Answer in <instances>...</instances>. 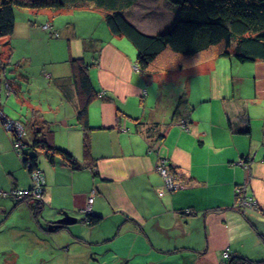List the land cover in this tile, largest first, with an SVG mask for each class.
<instances>
[{"label": "crops", "instance_id": "obj_1", "mask_svg": "<svg viewBox=\"0 0 264 264\" xmlns=\"http://www.w3.org/2000/svg\"><path fill=\"white\" fill-rule=\"evenodd\" d=\"M140 1H150L154 8L132 14L134 6H146ZM162 4L137 0L127 10L129 19L147 34L167 29L177 14L169 2L162 0ZM81 8L97 10L94 6L20 10L13 35L5 38L12 50L0 71V112H5L3 92L6 97L14 92L15 100L28 108V114L15 119L28 121L32 109H39L50 121L45 130L53 143L67 149L79 166L71 168L60 155L52 162L40 154L46 185L37 216L33 201L16 202L0 194V209L15 212L9 219L21 222L20 232L30 231V241L35 243L26 248L34 255L15 254L10 262L92 264L90 259L98 261L102 244L113 253L112 262L122 264H227L231 257H224L225 250L231 256L263 258L264 61L227 60L229 73L219 68L226 63L225 57H216L183 70L156 72L147 79L137 66L136 47L125 36L114 35L103 18L98 26L87 22L82 32L83 26L75 22L59 28L52 23L60 13L71 16L72 9ZM47 22L59 30L60 38L43 29ZM90 38L99 50L97 63L89 70L98 90L89 107L93 166L84 157L83 130L77 121L79 100L69 62L81 56L92 61L91 52L85 51ZM15 49L21 50L15 60L19 63L9 68ZM33 56L39 59L37 64H44L41 90L54 87L55 98L33 101L35 96L26 97L21 81L30 84L32 80L19 66ZM193 77L209 79L205 78L208 87L204 85L209 92L200 96L219 104H187ZM167 81H174L180 94L172 95L169 104L163 102ZM196 108L202 111L201 121L195 120ZM180 119L189 122L188 130L177 123ZM153 145L157 150L150 149ZM158 153L177 167L186 181L183 189L159 195L163 179L156 171ZM28 176L0 117V189L28 188ZM237 185L245 187L257 209L237 203ZM93 190V213L103 218L90 226L82 210ZM64 210L78 221L65 229L47 230L49 221L61 217Z\"/></svg>", "mask_w": 264, "mask_h": 264}, {"label": "trees", "instance_id": "obj_2", "mask_svg": "<svg viewBox=\"0 0 264 264\" xmlns=\"http://www.w3.org/2000/svg\"><path fill=\"white\" fill-rule=\"evenodd\" d=\"M136 1L0 0V39L13 35L17 24V8L28 11L94 6L97 10L103 11L102 18L114 35L125 36L136 47L139 69L147 79H151L156 72L183 70L216 57L234 55L241 63L264 61V0H166L174 6L177 14L176 20L169 28L155 34L143 32L129 19L127 10ZM43 29L52 31L55 38L61 37L59 30L54 28L50 22L43 24ZM94 41L93 38L85 41V51L91 52L92 61L84 56L69 59L72 67V80L79 100L77 121L83 130V151L88 166H93L94 162V156L91 153L90 131L93 127L89 122V107L98 92L89 73L90 67L97 63L99 57V50ZM8 49V54L11 55V47L8 46ZM4 64V62L0 64V71ZM0 117L2 124L6 118H11L2 111ZM17 120L23 124L25 129L22 137L25 148L22 156L18 151L15 150V152L29 173L36 169L42 171L39 165L42 152L52 162L55 161L56 155H60L71 168L79 169L74 156L67 149L53 143L52 135L45 130L50 121L39 109H32L30 120ZM9 134L13 142L17 135L12 131ZM164 136L165 134H160L161 138ZM42 174L45 179L43 171ZM29 177L31 180L30 174ZM44 181L45 189L46 180ZM237 186L241 191L244 189V186ZM244 198V193L237 191L236 201L239 205ZM32 203L36 205L33 206L36 216L41 214L42 202ZM83 218L90 226H94L100 223L103 217L92 211L86 216L84 214ZM53 223L49 221V225ZM65 228L68 226L62 225L54 228L53 231ZM226 263L264 264V259L233 255Z\"/></svg>", "mask_w": 264, "mask_h": 264}, {"label": "rangeland", "instance_id": "obj_3", "mask_svg": "<svg viewBox=\"0 0 264 264\" xmlns=\"http://www.w3.org/2000/svg\"><path fill=\"white\" fill-rule=\"evenodd\" d=\"M143 2L144 4H146V6L144 7L143 5H137L134 6L131 10L132 14H134V12H139V11H143V12H149L151 9H153L154 7L149 3L150 1H140ZM153 2L155 3V5L158 6H163L162 4V0H153ZM156 9V8H155ZM75 11L74 14L70 13L71 16H67V13H60L59 15H57L54 20H53V24L55 27H61L63 24L68 23V22H75L83 27L81 28V32L82 30L84 31V24H86L87 22H91L90 24L92 25H96L98 26L99 23L101 22V18L103 17V11H100V9L98 10H93V9H86L83 10L81 9H72ZM70 10V11H72ZM156 10H163L161 8H157ZM17 17H19V19L21 18V16L19 15V11L20 8H17ZM19 15V16H18ZM77 32L80 31L79 27L76 30ZM98 31H100V29H98ZM78 33V35H83L82 33ZM40 44L43 45L42 41L40 40L39 36L38 39ZM8 47L5 46V38L4 39H0V64H2L3 62L5 63V61L7 60V55H8ZM137 52V51H136ZM4 53V54H3ZM21 56V50L18 51V49H15V52L12 55V62L13 65L10 66L9 68H14L15 65H18V61H15L16 59L20 58ZM228 56L225 57L226 63H223L222 65H220V69L222 71H226L228 70V72L230 73L229 69H227V60H237L238 62H240L235 56ZM38 58H36V56H33V59L31 60V62H22V65L19 66L20 71H22L23 73H28V75L30 76V79L32 80V82H30V84L24 79L21 81L22 83V88L26 91L25 94L26 97H31V99L34 98L35 99L33 101H40L41 99H43V97L49 96V97H56L55 92L53 91L54 87H47V88H43L41 90V85H42V65L44 64H37L39 62ZM41 61V60H40ZM11 62V63H12ZM43 63V62H42ZM176 63V62H174ZM241 63V62H240ZM217 64V63H215ZM244 64V63H242ZM47 68V67H46ZM202 68L198 67V71H201ZM231 74H234V71L231 70ZM230 74V76H231ZM10 77H13L12 72H9ZM17 79H19L18 75H16ZM205 82L201 81L200 77H193L190 79V84H191V89H192V95L189 98V94H188V102L187 104H219L217 103L218 101L214 98H211L210 101L206 100L208 98H202L201 93L200 92H209L207 89L205 91L204 89V85L208 87V83L207 80L209 81V79L207 77V80L204 77H201ZM2 83L5 84V80H2ZM155 82L150 83L148 86L154 85ZM230 84H232V81L230 80ZM212 86V85H211ZM166 87V94L167 96L163 99V102H165V104H169V102L172 101V95H176L178 93V89H176L177 84L174 81H167L165 84ZM182 89V88H181ZM187 89L190 90V85H187ZM183 90V89H182ZM200 93V94H198ZM3 94V100L2 103L5 106V114H7L9 117H11L12 119L18 118L24 114H28V108L26 106L22 107L20 105V103H18L15 99V94L14 92H12L8 97H6V94ZM180 94H177V97ZM173 101L176 100L173 99ZM43 102V101H41ZM45 103V102H43ZM195 107V106H194ZM193 113L195 115V120L196 121H201V117H202V111L200 108H196L193 110ZM194 120V118H193ZM158 146H160V142H158L157 144ZM200 146V145H199ZM203 148V147H200ZM28 181L31 185V180L30 177L28 176ZM236 190L240 191L242 193H244L245 198L242 199V204L244 207H250V208H254L257 209L258 205L255 203V199L252 196H249L246 192V189L244 187V189L241 191V189L239 190V186H236ZM236 191V192H237ZM86 206V205H85ZM15 214V212L10 213L9 210H6V212H4V210L1 208L0 209V226H2L0 228V264H14L10 262V258L12 256V258L14 259L15 254L20 255L21 257L25 256L26 254H31L34 255V252L30 249H26L28 246H30L31 244H35L34 242L30 241L31 238V232L27 231V230H22L20 232V227L22 226L21 222H13V219H9L11 218V216H13ZM106 244H102V251L98 253V261L90 259V261L92 262V264H122V263H118V261L112 262L114 260L113 258V253H110L108 248L105 246ZM78 247H75L74 250H77ZM264 255V254H263ZM258 258H254V259H258V260H262L263 258H259L261 256H256ZM96 262H100V263H96ZM18 264H23L22 262L18 263ZM53 264V263H50Z\"/></svg>", "mask_w": 264, "mask_h": 264}, {"label": "built area", "instance_id": "obj_4", "mask_svg": "<svg viewBox=\"0 0 264 264\" xmlns=\"http://www.w3.org/2000/svg\"><path fill=\"white\" fill-rule=\"evenodd\" d=\"M58 35V34H57ZM100 96L103 95L102 93L99 94ZM180 124L183 127H186V121L180 120ZM4 127L9 131L13 132L17 135V137L13 141V146L16 151L22 156L23 150L25 148V144L22 141V137L25 134V129L23 124L11 118H6L5 122L3 123ZM243 163L242 161H240ZM30 166V165H29ZM156 170L162 176L164 180V185L160 189H158L159 195L162 196L166 192H174L178 191L183 188L186 184V181L174 170L172 165L169 163L167 157L163 155H158L156 161ZM31 175V186L28 188H15L9 191H1L5 196H11L16 201H26V200H41L43 199L44 195V183L45 179L43 177L42 171L36 169ZM92 203H93V192L87 199V204L84 208L85 213H89L92 210ZM256 203V202H255ZM224 257L229 258L230 254L228 250L223 252Z\"/></svg>", "mask_w": 264, "mask_h": 264}, {"label": "clouds", "instance_id": "obj_5", "mask_svg": "<svg viewBox=\"0 0 264 264\" xmlns=\"http://www.w3.org/2000/svg\"><path fill=\"white\" fill-rule=\"evenodd\" d=\"M137 66H138V63H137ZM138 68H139V66H138ZM139 70H140V69H139ZM100 93L103 94L104 92H100ZM100 93H99V94H100ZM99 94H98V95H99ZM99 96H100V95H99ZM101 96H103V95H101ZM14 120H17V119H14ZM180 120H185V121H186V127H183V126L180 124V122H179ZM180 120H178L177 123H178L182 128L188 130V129H189V128H188V127H189V125H188L189 122H188L186 119H180ZM4 128H5V127H4ZM5 129H6V128H5ZM6 130H7V129H6ZM7 131H8V130H7ZM8 132H9V131H8ZM9 133H11V132H9ZM13 147H14V146H13ZM150 149L153 150V151H154V150H157V149H156V145L151 146ZM14 150H15V149H14ZM158 155H162V154H159V153H158ZM163 156H165V155H163ZM165 157H167V156H165ZM167 158H168V157H167ZM168 160H169L170 164L173 165V164L171 163V161H170L169 158H168ZM29 167H30V166H28V169H29ZM173 168H174V170L177 171V173H178V169H177V167L173 165ZM25 169L27 170V167H25ZM156 171H157V170H156ZM27 172H28V170H27ZM157 172H158V171H157ZM28 173H29V172H28ZM29 174H30V173H29ZM178 174H179V173H178ZM159 175H160V174H159ZM179 175H180V174H179ZM160 176H161V175H160ZM180 176L182 177V175H180ZM161 177H162V176H161ZM162 179H163V178H162ZM184 180H185V179H184ZM163 185H164V180H163ZM185 185H186V184H185ZM162 187H163V186H162ZM184 187H185V186H184ZM184 187H183V188H184ZM183 188H181V189H183ZM13 189H15V188H13ZM181 189H180V190H181ZM0 190H1V189H0ZM11 190H12V189H11ZM1 191H5V190H1ZM7 191H9V190H7ZM178 191H179V190H178ZM92 192H93V195H94L95 190L91 191V193H92ZM174 192H176V191H174ZM44 193H45V189H44ZM0 194H2V193H0ZM89 196H90V194H89ZM89 196H88V197H89ZM10 197H11V196H10ZM11 198H12V197H11ZM12 199H13V198H12ZM87 199H88V198H87ZM13 200H14V199H13ZM42 200H44V195H43V199H41V200H26V201H16V200H14V201H16V202H28V201L38 202V201H42ZM86 204H87V202H86ZM92 204H93V203H92ZM242 205H243V204L241 203V206H242ZM84 208H85V207H84ZM83 210H84V209H83ZM83 210H82V213H84L85 216H86V214H88V213H85ZM92 211H93V210H91V212H92ZM91 212H89V213H91ZM228 252H229V251H228ZM230 257H231V255H230ZM230 257H229V258H230Z\"/></svg>", "mask_w": 264, "mask_h": 264}, {"label": "water", "instance_id": "obj_6", "mask_svg": "<svg viewBox=\"0 0 264 264\" xmlns=\"http://www.w3.org/2000/svg\"><path fill=\"white\" fill-rule=\"evenodd\" d=\"M78 221V218L76 216H73L70 214L67 210H64L61 213V217L57 218L56 220H53V224H50L48 229L49 231H53L54 228L60 227L62 225H71Z\"/></svg>", "mask_w": 264, "mask_h": 264}, {"label": "bare ground", "instance_id": "obj_7", "mask_svg": "<svg viewBox=\"0 0 264 264\" xmlns=\"http://www.w3.org/2000/svg\"><path fill=\"white\" fill-rule=\"evenodd\" d=\"M156 143V142H155Z\"/></svg>", "mask_w": 264, "mask_h": 264}]
</instances>
